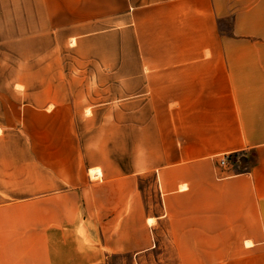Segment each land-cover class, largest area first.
Instances as JSON below:
<instances>
[{
  "label": "crops",
  "instance_id": "crops-1",
  "mask_svg": "<svg viewBox=\"0 0 264 264\" xmlns=\"http://www.w3.org/2000/svg\"><path fill=\"white\" fill-rule=\"evenodd\" d=\"M14 49L38 52L42 68L30 73L22 55L11 80L37 100L22 121L36 115L51 132L35 171L0 153V221L13 202L50 203L54 225L69 213L57 224H80L97 249L37 255L137 257L164 222L180 264H264V0H0V51ZM222 156L242 170L218 167Z\"/></svg>",
  "mask_w": 264,
  "mask_h": 264
},
{
  "label": "rangeland",
  "instance_id": "rangeland-1",
  "mask_svg": "<svg viewBox=\"0 0 264 264\" xmlns=\"http://www.w3.org/2000/svg\"><path fill=\"white\" fill-rule=\"evenodd\" d=\"M19 46L15 45L14 47ZM25 54L29 55L28 68L30 73L42 69L37 67L36 57L38 52L36 51L24 52L16 49L0 51V93L10 95L8 99H0V124L4 123L1 113L4 109L3 102L6 103L5 110H7L8 117L12 118L13 122L11 131L3 138L7 139L11 146L0 138V153L4 154L5 152L12 156L13 162L10 169L14 171L36 170L35 156L39 151V145L43 139L48 140L51 132L47 128H40L42 126L36 115H29L27 123L26 120L25 122L22 121L20 115L21 105H27V103L37 104V100L34 98L21 97L20 94L16 95L15 91L20 92L21 86L11 82L19 74L22 61L25 62V57L21 59V56ZM67 54L68 52H61L62 61L66 60L67 62ZM12 85H16L13 93L10 90ZM29 86L31 90H41L47 84L35 82L29 83ZM63 87L67 90L68 84H58V89ZM61 101L67 102L68 100ZM14 104L18 105L14 106ZM60 133L64 135L66 131L63 130ZM228 159L235 170H242V159L232 156H228ZM95 174H99L98 170L90 172V177L92 178ZM154 186L155 180L152 175H146L140 180V187L144 189L148 196H151L149 205L156 210L154 206L156 204L153 192ZM44 205L45 211H39L35 199L28 201V204L13 202L12 210L4 213L8 219L0 221L7 223V225H0V264H69L72 260L50 258L46 255H37V253L46 254V252L72 250H91L93 252L97 250L87 240L85 228L80 224L74 227L69 225L59 226L57 224L59 222L69 224L71 221L64 217L67 214L70 215L69 213L58 211L56 218L60 220H57L56 225H54L53 211L50 210L52 205L50 203ZM42 206L43 204L39 205V208L41 209ZM73 213L76 217L77 213ZM107 264H180V258L176 244L170 241L167 224L162 222L156 232L155 245L151 251L137 257L115 255L107 260Z\"/></svg>",
  "mask_w": 264,
  "mask_h": 264
},
{
  "label": "built area",
  "instance_id": "built-area-1",
  "mask_svg": "<svg viewBox=\"0 0 264 264\" xmlns=\"http://www.w3.org/2000/svg\"><path fill=\"white\" fill-rule=\"evenodd\" d=\"M229 164L228 156H222L219 158L217 165L220 168H225Z\"/></svg>",
  "mask_w": 264,
  "mask_h": 264
},
{
  "label": "bare ground",
  "instance_id": "bare-ground-1",
  "mask_svg": "<svg viewBox=\"0 0 264 264\" xmlns=\"http://www.w3.org/2000/svg\"><path fill=\"white\" fill-rule=\"evenodd\" d=\"M152 221H153V220H150L149 222H151V223H152Z\"/></svg>",
  "mask_w": 264,
  "mask_h": 264
}]
</instances>
